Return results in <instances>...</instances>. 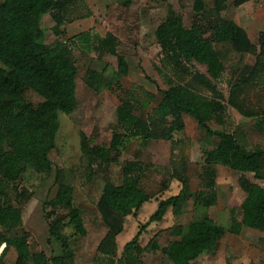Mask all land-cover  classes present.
<instances>
[{
	"label": "trees",
	"instance_id": "1",
	"mask_svg": "<svg viewBox=\"0 0 264 264\" xmlns=\"http://www.w3.org/2000/svg\"><path fill=\"white\" fill-rule=\"evenodd\" d=\"M251 1L213 0V9L207 10L205 0H195L191 27L186 26L181 14L174 10L168 12L155 35L163 55V68L170 74L169 86L161 91L162 99L147 119L136 114L133 94L120 81L112 83L104 74L88 70L86 83L92 90L99 93L107 88L117 93L120 101L117 125L113 127L108 146L92 145L84 133L80 134L88 168L120 164L123 147L131 139L166 141L171 143V178L181 184L177 195L158 202L147 223L140 226L118 256L117 239L125 231L128 218L135 217L152 202V197L141 185L147 166L138 159L126 160L122 183L116 185L107 180L97 203L98 214L107 228L96 248L97 264H144L141 256L153 242L151 240L143 248L141 237L152 224L162 222L170 209L177 217L182 215L190 200L197 208L215 206L218 200L215 167L218 165L241 174L240 187L246 194L240 207L241 218L232 217L229 232L236 236L244 229L264 233V187L246 177L252 174L256 180H264V149L248 150L236 132L216 130L211 126L227 107L235 109L245 119L260 116L244 95L257 87L264 88V32L256 46L235 20L222 16L231 5L240 8ZM79 4H84V0H0V228L6 231L23 224V212L10 205L7 187L21 181L32 152L52 153L61 127L60 113L70 116L78 106L76 62L64 41L59 40L52 46L45 43L43 19L50 16L54 35L65 38L69 25L88 17L78 15ZM207 34L210 36L206 37ZM94 39L99 51L118 58L119 75L128 76V63L119 54L117 37L113 33L101 37L83 32L73 36L70 44L91 49ZM216 44L230 45L240 55L255 56L254 65L243 66L237 73L228 97L216 84L225 72ZM196 65L205 66L207 73H201ZM200 88L212 97L201 100L198 97ZM27 91L37 94L42 102L37 106L28 103ZM186 116L194 119L208 139L215 142L213 148L203 150V185L195 192L189 186L186 163L175 155L182 147L176 135L185 131ZM56 184L57 194L44 208H52L54 214L64 213L55 221L56 215L46 213L45 220L48 242L60 243L62 255L48 257L43 251H34L27 233L12 238L0 235V248L6 245L0 253V264H8L7 257L12 249L17 256L14 264H75L71 239L64 230L72 228L74 238L87 237L88 230L81 210L74 205V189L66 183L61 170L56 174ZM227 233L226 228L209 217L185 227L174 226L172 235L177 239L170 243L168 257L173 264H193L214 253Z\"/></svg>",
	"mask_w": 264,
	"mask_h": 264
},
{
	"label": "rangeland",
	"instance_id": "2",
	"mask_svg": "<svg viewBox=\"0 0 264 264\" xmlns=\"http://www.w3.org/2000/svg\"><path fill=\"white\" fill-rule=\"evenodd\" d=\"M207 10L213 9V0H205ZM195 0L167 2L165 0H84L79 4L78 19L69 25L65 38H58L52 31L53 22L50 16L43 19L45 29L44 41L54 45L62 40L71 51L78 68L76 111L66 116L60 113L61 127L56 137V148L50 155L32 152L25 174L15 186H8L10 205L20 208L23 212V224L13 230L0 228V235L6 238L29 235L31 246L36 252H45L48 257L62 255V246L56 240L48 242V224L45 214H54L52 208L45 210L48 200H52L58 191L56 174L61 170L65 181L74 189V205L81 210L88 230L85 238H74L72 228L64 230L71 241L75 252V264H97L96 248L98 241L105 236L106 226L103 224L97 203L107 180L119 185L123 181V163L126 160L138 159L147 166L141 180L142 187L152 197L142 210L128 218L125 231L118 238L121 251L138 232L140 226L147 223L154 213L160 200L177 195L181 184L171 178V143L166 141L148 142L143 139H131L123 147L120 164L95 166L88 168V163L81 149V133H84L92 145L108 146L112 139V130L117 125V108L120 105L118 94L103 88L95 92L86 83L88 70L98 71L112 83L120 81L123 87L132 92L134 108L138 116L147 119L162 99V90L168 88L169 72L163 68V55L157 43L155 32L166 18L170 10L181 14L187 27L194 23ZM225 19L235 20L244 28L252 43L259 45V37L264 32V0H253L240 8H230L222 14ZM83 32H92L101 37L113 33L117 37L118 52L129 66L126 77L118 73V58L98 50L96 39L91 49L81 45L70 44L71 38ZM207 34L206 37H209ZM225 64V72L216 83L220 91L228 97L231 83L235 81L241 67L254 65L255 56L240 55L227 44L215 45ZM197 70L206 74L205 66L196 65ZM172 77V76H171ZM198 97L206 100L212 97L208 91L200 88ZM244 97L252 109L264 115V88L257 87L247 92ZM25 99L37 106L42 99L32 91H27ZM186 129L176 135L181 141V150L176 151L179 161L186 163L187 177L192 192L202 188L201 176L204 173L203 150L215 146L198 127L194 119L185 117ZM256 119L245 120L232 108L211 123L213 129L236 132L240 142L248 149H264V128L255 129ZM237 130V131H236ZM259 132V133H258ZM216 170L217 204L209 209L197 208L190 200L184 206L183 213L175 216L170 209L164 220L152 224L143 234L140 245L145 248L152 240L153 246L147 248L141 259L144 264H173L167 254L171 242L176 240L172 235L174 226H187L189 223L205 217L213 219L218 225L228 230L218 249L193 264H248L253 257L258 258L253 248L264 246V233L244 229L236 236L229 232L232 217L240 220V207L244 202L245 193L240 187L241 174L224 166L218 165ZM246 177L264 187V180H256L254 175ZM1 203V201H0ZM64 212L57 211L54 221ZM6 247L0 248V253ZM17 256L12 249L8 254L7 263L14 264ZM264 259V256L262 257ZM118 264V263H117Z\"/></svg>",
	"mask_w": 264,
	"mask_h": 264
},
{
	"label": "crops",
	"instance_id": "3",
	"mask_svg": "<svg viewBox=\"0 0 264 264\" xmlns=\"http://www.w3.org/2000/svg\"><path fill=\"white\" fill-rule=\"evenodd\" d=\"M252 119H256V123H255V126H254L255 129H257L258 131H262V129L264 128V115L261 114L260 116H257V117H254V118H250V119H245V120H249L250 121ZM261 121H263V123H261ZM245 198H246V194H245ZM155 210H156V208H155ZM103 237L98 241L97 246L99 245V243L101 242V240L103 239ZM262 237H263V240H264V235ZM117 242H118V239H117ZM121 252L122 251H121L120 246H119V243H118V256L121 255ZM253 252L256 253V255L258 256V258L253 257V259H251V260L248 261V264H264V259L262 258L264 256V246L260 245L258 247L253 248ZM118 264H122V263H118Z\"/></svg>",
	"mask_w": 264,
	"mask_h": 264
},
{
	"label": "water",
	"instance_id": "4",
	"mask_svg": "<svg viewBox=\"0 0 264 264\" xmlns=\"http://www.w3.org/2000/svg\"><path fill=\"white\" fill-rule=\"evenodd\" d=\"M4 250V249H3Z\"/></svg>",
	"mask_w": 264,
	"mask_h": 264
}]
</instances>
